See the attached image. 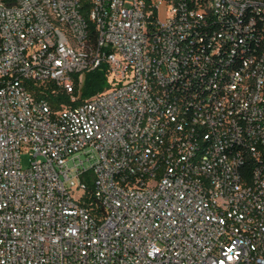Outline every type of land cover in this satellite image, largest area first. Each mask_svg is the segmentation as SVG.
Masks as SVG:
<instances>
[{"label":"built area","instance_id":"obj_1","mask_svg":"<svg viewBox=\"0 0 264 264\" xmlns=\"http://www.w3.org/2000/svg\"><path fill=\"white\" fill-rule=\"evenodd\" d=\"M88 1L0 0V264H264V0Z\"/></svg>","mask_w":264,"mask_h":264},{"label":"trees","instance_id":"obj_2","mask_svg":"<svg viewBox=\"0 0 264 264\" xmlns=\"http://www.w3.org/2000/svg\"><path fill=\"white\" fill-rule=\"evenodd\" d=\"M82 2L84 14L87 15L90 7L89 1L82 0ZM91 28L94 31V26H91ZM108 73V65L104 63L99 68L85 73L81 87L79 77L76 76V88L73 94H68L66 91L59 89L54 83L37 86L32 82H27L26 85L37 99L48 100L54 110L61 109L62 105L76 108L110 87ZM73 97L76 98L75 101L72 100ZM90 190H93L92 185ZM99 211L102 212V209L99 208Z\"/></svg>","mask_w":264,"mask_h":264},{"label":"rangeland","instance_id":"obj_3","mask_svg":"<svg viewBox=\"0 0 264 264\" xmlns=\"http://www.w3.org/2000/svg\"><path fill=\"white\" fill-rule=\"evenodd\" d=\"M31 157L28 154L22 155V166L24 169H27L30 166Z\"/></svg>","mask_w":264,"mask_h":264}]
</instances>
